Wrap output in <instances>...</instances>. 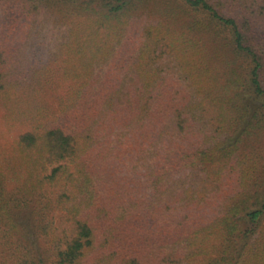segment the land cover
I'll return each instance as SVG.
<instances>
[{
  "label": "trees",
  "instance_id": "obj_1",
  "mask_svg": "<svg viewBox=\"0 0 264 264\" xmlns=\"http://www.w3.org/2000/svg\"><path fill=\"white\" fill-rule=\"evenodd\" d=\"M0 264H264V0H0Z\"/></svg>",
  "mask_w": 264,
  "mask_h": 264
},
{
  "label": "rangeland",
  "instance_id": "obj_2",
  "mask_svg": "<svg viewBox=\"0 0 264 264\" xmlns=\"http://www.w3.org/2000/svg\"><path fill=\"white\" fill-rule=\"evenodd\" d=\"M47 40H48L47 37H44L43 40H41V41H42L43 43H46ZM39 49H43V46L40 45V46H39Z\"/></svg>",
  "mask_w": 264,
  "mask_h": 264
}]
</instances>
